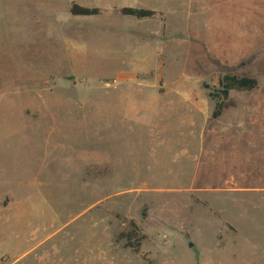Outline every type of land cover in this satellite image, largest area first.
<instances>
[{
	"label": "rangeland",
	"instance_id": "rangeland-1",
	"mask_svg": "<svg viewBox=\"0 0 264 264\" xmlns=\"http://www.w3.org/2000/svg\"><path fill=\"white\" fill-rule=\"evenodd\" d=\"M118 1L114 15L128 5ZM136 1L159 10L145 26L146 43L163 48L158 67L70 66L72 53L59 51L56 37L47 35L74 0H0L1 264L17 257L25 259L20 264H41L37 254L49 252L54 259L56 244L73 261L76 251L89 254L90 235L100 237L94 243L134 256L130 262L117 257L115 264H264L262 138L237 149L243 172L257 173L243 181L240 195L174 191L192 186V173L198 172L194 187L206 183L203 160L187 155L202 147V134L234 124L264 125V0ZM159 28L161 36H150ZM227 73L255 78L258 87L232 90V106L213 120L216 101L204 84L218 89ZM146 92L156 94L160 105L153 126L123 133L130 125L120 124L127 103L141 105ZM205 126L210 131L202 132ZM127 133L128 148L121 147L119 136ZM204 146L214 143L206 139ZM118 154L145 179H162L139 180L136 186L143 187L127 189L134 181L109 177L108 163ZM180 171L189 176L170 180ZM131 221L145 237L138 253L124 248L125 240L114 242ZM45 238L49 243L32 253Z\"/></svg>",
	"mask_w": 264,
	"mask_h": 264
},
{
	"label": "crops",
	"instance_id": "crops-1",
	"mask_svg": "<svg viewBox=\"0 0 264 264\" xmlns=\"http://www.w3.org/2000/svg\"><path fill=\"white\" fill-rule=\"evenodd\" d=\"M74 1L75 4L82 5L83 7L98 8L100 13L97 16H72L70 12H68L66 15L55 16L56 28L49 31L47 37H56L53 42L60 47L59 51L72 53L67 56V60L71 62L70 66L93 67L92 65L101 63L105 64L107 67L140 68L158 67L162 64L163 60L161 58V53L163 48L161 44L157 43L156 47L152 42L146 43L145 37L148 35L147 32H149L145 27L147 19H136L130 16L114 15L113 10L116 2H119L118 0ZM123 2L128 4L126 7L148 9L155 12L159 11L156 8L133 5L139 3V1L136 0H123ZM169 13L172 14L170 10L167 11V14ZM149 34L150 36H161V29L159 28L157 31L150 30ZM156 96L157 95L154 93L146 92V94L143 95V97L146 98H144L141 105H129L127 103L129 107L123 114L125 121H122L120 124L126 125L128 123L130 125L128 127L123 126V133L132 131L133 126L137 125L141 128L153 126L152 116L156 113V108L160 106L158 105V97ZM166 105L170 104L167 103ZM253 105L254 104H252V106ZM257 105L258 104L256 103L255 106ZM193 106L198 107V105ZM221 127L223 130L219 131L220 133L218 134L213 133L215 132L214 130L211 132L206 126L203 127L201 131H210V134L201 135L200 142L202 147L198 149L197 152L193 150L192 152L187 153L192 162L198 163L199 160H203L202 177L206 180L204 186H199V188L194 187V180L198 175L197 172L194 175L192 173L190 177H187L188 180L192 178V186H187L186 183L182 188L179 186L181 189L174 191L202 192L210 197L240 195L245 189L242 186L243 181H250L253 177H256L255 175L257 173L254 172V169H246L249 173L243 172L242 165L239 164L236 155L238 156L240 154V152L237 153V149L241 147L243 142H248L251 147L259 140V138L264 140V125L234 124L229 126L227 130L225 129L227 127ZM252 127H256V130L252 129ZM183 128H186V132L193 131L192 125H187ZM114 130H116V128H114ZM119 138L123 141L121 147L122 145H125V147L128 148V133L123 134L122 136L120 135ZM190 138H193V134H190ZM206 139L209 143H214V146H204ZM221 141L227 143L228 146H215L216 143ZM119 156L121 155L118 154L112 163H108L110 170L109 177L134 181L127 185L130 186L127 189L139 190L144 184L141 183L136 186L139 183V180H154V183L158 184L156 180L162 179V177L157 178L156 175H152L145 179L141 176L145 174L135 171L134 166L128 167L123 159V156H125V158L127 156V150L124 151L121 160L119 159ZM172 176H174V178ZM172 176L170 175V180L178 182L189 175L185 176L180 171L176 176L175 174H172ZM220 179L223 180L221 182L222 184L219 183L218 185H221L217 186L215 183ZM150 190L155 192L165 191L162 187L155 186ZM220 210L222 211V209ZM81 230L82 229L78 232L79 238L82 233ZM97 237L98 236L96 235L95 237L90 235V247L88 248L90 249L89 254L76 251L77 253L74 256L73 261L71 260V257L65 253L66 250L64 251V246L62 244H56L53 246L55 252L53 253L52 258L54 259L50 258L51 256L49 252L47 254H45L46 252H42L40 255L36 253V260L41 264H47L50 260L55 261L52 264H115L117 257L126 259L128 262L133 259L134 256H131L129 250L120 249L118 247L112 248L108 242L104 243L101 242V240L94 243V240H97ZM47 239L48 238H45L44 241H40L32 247L30 251L33 249L31 252L35 253L36 249L41 248L43 245H47L49 243V240ZM82 246V248H86V243L82 242ZM76 250H78V248ZM109 252L114 253V255L112 257L108 256ZM1 256L2 254L0 255V264ZM23 260L25 259L17 257L14 259V262H11L10 264H20Z\"/></svg>",
	"mask_w": 264,
	"mask_h": 264
},
{
	"label": "trees",
	"instance_id": "trees-1",
	"mask_svg": "<svg viewBox=\"0 0 264 264\" xmlns=\"http://www.w3.org/2000/svg\"><path fill=\"white\" fill-rule=\"evenodd\" d=\"M69 12L72 16H97L100 13L98 8H87L73 3L70 6ZM123 16H130L136 19H148L156 15L155 11L124 7L121 9ZM258 87V82L255 78L238 77L231 73L224 74L219 80L218 89H210V87L204 84V88L209 89V97L216 101L215 107L212 113V119L217 120L221 117L224 110L231 107L232 103L228 102L229 94L232 90L236 91H252ZM145 237L139 235V230L136 224L131 221L128 223V229L121 232L115 237L114 242L119 243L121 240H125L124 248H130L132 252L138 253L140 243Z\"/></svg>",
	"mask_w": 264,
	"mask_h": 264
}]
</instances>
